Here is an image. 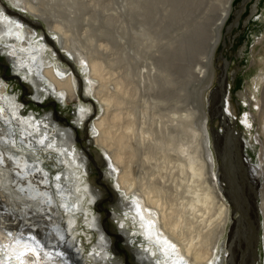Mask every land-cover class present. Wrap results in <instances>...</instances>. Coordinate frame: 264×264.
<instances>
[{
  "label": "bare ground",
  "instance_id": "6f19581e",
  "mask_svg": "<svg viewBox=\"0 0 264 264\" xmlns=\"http://www.w3.org/2000/svg\"><path fill=\"white\" fill-rule=\"evenodd\" d=\"M65 1L8 0L18 13L0 0V50L15 60L13 78L32 84L34 104L52 95L64 106L76 105L80 118L78 126L67 127L57 122V113L46 119L28 115L0 80V264L118 263L111 253L114 240L92 207L105 194L90 183L87 153L75 144L91 111L79 93L82 77L57 63L54 50L68 65L81 68L86 89L100 106V118L86 126V143L104 153L99 163L108 171L103 176L108 173L117 190L106 184L113 193L110 202L114 210L118 204L124 209L120 217L116 210L110 217L122 221L120 233L115 232L125 240L132 262L224 264L229 238L226 264H237L236 231L244 211L238 218L233 210L224 177L228 164L224 169L217 158L226 156L229 140L253 189L245 264H253L256 253L260 260L264 102L248 89L243 96L252 117L245 113L241 129L251 133L255 120L261 124L251 139H241L229 117L231 103L222 101L230 81L226 69L211 108L207 102L216 85L217 52L238 0H70L72 11ZM38 23L46 24L51 35L35 32L31 26ZM256 45L264 49V38ZM259 64L254 58L252 67ZM262 80L264 68L257 83ZM210 115L223 117L222 131L209 130ZM21 146L28 155L18 158ZM34 152L60 155L56 178ZM30 156L38 158L37 166Z\"/></svg>",
  "mask_w": 264,
  "mask_h": 264
},
{
  "label": "rangeland",
  "instance_id": "374dc122",
  "mask_svg": "<svg viewBox=\"0 0 264 264\" xmlns=\"http://www.w3.org/2000/svg\"><path fill=\"white\" fill-rule=\"evenodd\" d=\"M2 2L4 1V5L11 7L12 10L18 13H22L19 10H16L15 8L12 7V4L8 2V0H1ZM243 3V0H238V3H235V10L234 13L228 22V25L225 29L224 37L222 40V44L220 45V48L217 52V60H216V72H217V78H216V85L214 88H211L209 92L207 93V102L208 107L211 108L213 104L212 100V94L213 91L218 88L219 86V81L220 77L223 74V72L227 71V74L230 78L229 83L227 84V90L228 94H225L222 98V101H229L231 103V112L229 117L233 121L234 128H237L240 133H241V139H251L254 138L257 135L258 128L260 127V120H255L254 124L255 127L253 130L250 132H247L246 129L242 130V124H241V119L245 117V113L247 112L248 114L251 115V108H250V102L245 101L243 96L247 98V89L249 93L251 94L252 92L256 95L255 97H261L262 101L264 102V80L257 83V76L260 75L261 70L264 68V49H262L261 45H256V43L259 41V39L264 38V0H249L246 4V8L241 14V17L239 19V22L237 25L233 26V23L236 19L237 16V11L240 9L241 5ZM108 3H104L103 5L106 6ZM237 4V5H236ZM4 9V8H3ZM8 16V15H7ZM13 17V16H12ZM29 18L32 21H36L34 18L29 16ZM75 21H79L80 19L76 20L77 18H74ZM75 23V22H74ZM77 23V22H76ZM78 24V23H77ZM231 29L229 30L228 28ZM33 30L35 32H38L40 36H44V33L47 35H51V33L48 31V26L44 23H38L37 26L33 27ZM95 34H99L98 30L95 32ZM43 37H40L39 39L41 41ZM56 40V39H55ZM58 40V38H57ZM47 45L50 47L51 51L54 50L53 46H50V44L47 43ZM55 47H57L60 50V45L58 41L55 42ZM58 45V46H57ZM61 51V50H60ZM254 52V53H253ZM260 53V54H259ZM63 55L69 56L68 54L63 53ZM52 56L57 59V63L61 64L64 66V68L69 72H74L77 71L78 74L82 77V82L83 85L79 88V93L81 94L82 98V104L85 106H89L91 108V111H89V118L86 120H89V123H92L94 120H97V118H100L101 115V110L98 102L93 99V96L89 93V91L86 89V81L84 80V75L81 71V68L74 62L73 64L68 65L63 59H61L58 54L53 51ZM10 55L8 53H5L4 51L0 50V80L4 84L7 85V90L9 92L10 97L15 100L18 99L20 103H22V109L28 114H35L36 116H42L43 119H46L49 115L55 114L58 115L61 120L57 121L60 125L66 126H78V122L75 120L80 119L78 113V109L76 105H68L64 106L63 103H59L56 97L50 95L46 100H43V102H39L38 104H34L35 101V94L32 92V89H30V86L33 88L32 84H22L16 79L13 78V75L15 74V60L13 58H9ZM254 58H256L260 64L257 65L256 67H252ZM63 60V61H62ZM73 65V66H72ZM77 65V66H76ZM75 68V70H74ZM229 85V86H228ZM256 86H259V95H257V89ZM28 89H27V88ZM83 87V88H82ZM263 93V94H262ZM92 102L95 103V105H92ZM246 102V103H245ZM96 107V108H95ZM249 107V108H248ZM95 108V109H94ZM207 108V109H209ZM257 109V107H254V110ZM207 112H209L207 110ZM250 112V113H249ZM256 117V116H255ZM214 118V119H213ZM210 115L209 119V130L210 128L215 129L217 132L223 130V125H222V120L223 117H213ZM88 122L83 123V126L79 128V132H77V137L75 139V144L78 146L79 152L82 153V155L85 154V150L82 148H85L89 150V154L87 153V160L89 162V168H91V174L89 175L90 183L93 184L95 188H99L103 191L104 198L102 202V207L104 209H107L109 211L114 212L115 210L118 212V216L120 217L124 209L122 210L120 208V205L118 204V209L116 208L115 210L113 209V202H110L111 200V195L107 191L106 187H108L109 184L112 186L113 189L116 190L114 179L107 173L106 177L103 176V179L100 181L101 183H98L99 179V173L97 171L96 165L102 172L108 171V168L102 167L100 165L99 161L104 160L105 156L103 151L98 148V147H88V144L86 143V138H85V130L86 126L89 124ZM86 124V125H85ZM90 125V124H89ZM242 128V129H241ZM76 131V130H75ZM92 130H89V133H92ZM4 138H2L3 140ZM231 144V145H230ZM15 145H13V148ZM230 147V148H229ZM229 148V149H228ZM24 149H27V147H22L21 148H16L17 152L20 154L18 158H21L24 155H28V152ZM232 149V150H231ZM227 150V151H226ZM231 151V153H230ZM234 151V152H233ZM97 152V154L95 153ZM225 157L227 158V164H228V172H231V174L234 176L233 178L235 179L237 186L236 188L238 189L240 193V198L242 196V199L240 201L242 209L244 211V218L242 220V224L240 227H238L236 233L238 235L237 240L235 241L236 245L234 247V251L236 253V257H239L237 259V264H245L246 263V258H247V251H246V244L249 243L247 240V231L250 234L251 240H252V221H253V216L251 213L250 209V204H249V199L248 195L250 196L253 193L252 185L250 184L251 182L248 179V176L244 172V170L239 167V164L237 162V156L235 153V149H233L232 143L229 140V143L227 142L225 144ZM235 153V154H234ZM250 155H254L252 151L249 152ZM34 154H39V156H42V161L45 164V170H49L48 172L51 174L53 178H56L58 173L60 172L62 168V162L59 160L60 155L59 154H54L53 156L49 155L47 152L45 153H36ZM233 154V155H232ZM86 155V154H85ZM251 155V156H252ZM38 156V157H39ZM46 156V157H44ZM31 161L33 162V166H37L38 161L34 159L32 156H30ZM13 162H15V159H13ZM36 162V163H35ZM96 165H95V164ZM222 161H218V165H221ZM236 164V165H235ZM92 165V166H91ZM92 171L94 173H92ZM219 174H221L219 172ZM105 177V178H104ZM54 180V179H53ZM227 186V185H226ZM229 189V190H228ZM227 191L229 195H233L235 193V188L233 185L231 187H228ZM232 192H231V190ZM112 193V191L110 190ZM250 192V193H249ZM113 195V193H112ZM234 195V196H235ZM237 199H240L235 196ZM226 198V197H225ZM29 199H32V197H29ZM244 201V202H242ZM101 202V201H100ZM247 207L245 206V204ZM243 204V205H242ZM245 206V208H243ZM93 208H96L95 206H92ZM61 209V207H60ZM98 210V209H97ZM95 210V214H98L102 217V219L105 220V225L106 228L108 229L109 232L112 234H117L115 230H117L120 233V224L122 221L118 222L117 220H113L111 217H107V214L105 211H97ZM122 210V211H121ZM115 211V212H116ZM81 214V211H79ZM62 217V216H61ZM237 217V216H236ZM248 218V224L246 223V220ZM245 219V220H244ZM232 224V223H231ZM243 226V227H242ZM85 228V226L83 225ZM242 228L244 230H242ZM247 230H246V229ZM81 229H79L80 231ZM229 233V231H228ZM107 234V233H106ZM108 235V234H107ZM109 238L114 240V246L113 250H111V253L114 254V257H116V260H118L117 264H134L133 262V257L132 254L129 252L126 248L125 240H118L117 238H114L113 236L108 235ZM82 238H85L81 235ZM226 245L224 247V253L223 256L225 258V262L229 260L231 256V250H230V242L229 238H226ZM231 241V240H230ZM250 241V239H249ZM115 243H117V248L119 249V252L115 253L114 252V247ZM87 244V243H86ZM89 245V244H88ZM229 247V248H228ZM229 249V250H228ZM230 251V254L229 252ZM260 257L261 259L258 260V264H263L264 263V245H262L261 250H260ZM114 252V253H113ZM219 259V258H218ZM236 259V258H235ZM133 261V262H132ZM234 262V261H233ZM224 263V264H226Z\"/></svg>",
  "mask_w": 264,
  "mask_h": 264
},
{
  "label": "water",
  "instance_id": "95a60500",
  "mask_svg": "<svg viewBox=\"0 0 264 264\" xmlns=\"http://www.w3.org/2000/svg\"><path fill=\"white\" fill-rule=\"evenodd\" d=\"M248 1H249V0H243V3H242V5H241L240 9L237 11V16H236V19H235V21H234V23H233L234 26L238 24L239 19H240V17H241V14H242L243 11L245 10V8H246V4H247ZM85 133H86V132H85ZM84 150H85V151L88 153V155L90 156L89 151H88L87 149H85V148H84ZM90 157H91V156H90ZM217 158L219 159L218 161H220V160L222 161L223 168L225 169L224 166H226V163H227V162H226V159H225V156L223 155L222 157H220V156L217 155ZM95 165H96V164H95ZM96 168H97V171H98L99 176H100L99 179H98V183H101L100 181L103 179V173H102V171L98 168L97 165H96ZM224 175H225L224 177H225V180H226V184H227V186L230 188L231 185H233L234 188H235V193H236L237 197L240 198V193H239L238 189L236 188L237 183H236L235 179L233 178L234 176L231 174V172H228L227 170L225 171ZM235 185H236V186H235ZM106 189H107V191L110 193V195H111V199H110V200L112 201V193L110 192V189H109L108 187H106ZM236 195H235V196H236ZM227 198H228V200L230 201L233 210L239 212V214H238V215H239L238 218H239L240 216H243V210H242V207L239 206V205H241L240 201H241V199H242V196H241L240 199L234 198L232 195H229V197H227ZM242 202H244V201H242ZM244 204H245V206L247 207L246 203H244ZM242 205H243V204H242ZM245 206H244L243 208H245ZM98 210H99V211H105L106 214H107V217H110L109 215H110L111 211H109V210H107V209H104L103 207H101V205H100V206L98 205ZM238 218H237V219H238ZM105 220H106V219H104V222H105ZM247 220H248V218H247ZM247 220H246V221H247ZM104 224H105V223H104ZM107 233H108V232H107ZM108 235L117 238L119 241L122 240V236L119 235V234L117 235V234H115V233L112 234L111 232H109ZM258 237H259V232H258V230H257V235H256V237H255V243L258 241ZM115 246L117 247V243H115ZM255 250H256V249H255ZM257 260H258V257H257V253H256V259H255V261H254L253 264H256ZM228 264H229V263H228Z\"/></svg>",
  "mask_w": 264,
  "mask_h": 264
},
{
  "label": "flooded vegetation",
  "instance_id": "af4514ba",
  "mask_svg": "<svg viewBox=\"0 0 264 264\" xmlns=\"http://www.w3.org/2000/svg\"><path fill=\"white\" fill-rule=\"evenodd\" d=\"M102 200H103V198H101V199H98V201H97V205H96V207L102 202ZM101 201V202H100ZM97 210V209H96ZM98 211V210H97ZM100 212V211H99ZM111 214V213H110ZM98 215V214H97ZM99 216V219L101 220V221H104V219H102V217L100 216V215H98ZM110 216V215H109Z\"/></svg>",
  "mask_w": 264,
  "mask_h": 264
}]
</instances>
